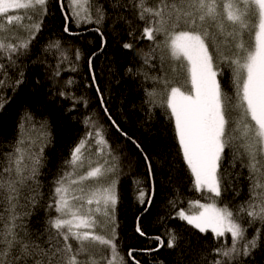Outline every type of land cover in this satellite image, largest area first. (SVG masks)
<instances>
[{
	"label": "snow or ice",
	"instance_id": "6c2138e0",
	"mask_svg": "<svg viewBox=\"0 0 264 264\" xmlns=\"http://www.w3.org/2000/svg\"><path fill=\"white\" fill-rule=\"evenodd\" d=\"M48 3L49 0H0V54H6L10 67L17 66L14 56L18 58L28 53L48 15ZM132 3L137 18L147 26L140 37H136V29L129 31L128 36L151 42L149 54L155 59L159 53L162 73L152 77L144 73L146 80L159 85L145 92L149 98L145 101L150 105L149 119L151 109L165 110L166 118L174 122L175 139L194 177L195 191L212 201H189V209L195 205L201 210L188 214L181 207L173 218L186 221L200 233L210 230L214 239L230 234V247L222 245L212 250L219 257L213 264H246L244 258H250L264 240V0H158L155 6H149L148 0H132ZM121 6V0L112 4L113 8ZM61 8L63 10V5ZM69 8L70 15L64 16V33L80 35L71 31L72 23L78 27L95 23L94 31L100 33L102 41L105 39L100 29L107 15L103 5L96 7L95 16L91 0H69ZM10 10L30 11L25 15H11ZM24 19L29 23H23ZM127 23L131 25V21ZM253 29L254 35H251ZM21 32L27 35H20ZM246 33L250 36L247 42ZM160 36L164 39H159ZM60 45L61 41L55 40L48 47L59 48ZM123 48L132 50L134 44L126 42ZM233 48L235 51L229 56L227 52ZM80 56L77 49L76 59ZM170 60L173 76H169L167 67ZM144 63L149 61L145 59ZM222 65L232 69L230 83L235 89L234 95L226 91L222 80L218 79L224 76ZM88 66L90 70L93 68L92 57L88 58ZM156 67L152 65L153 70ZM0 69H4L3 64ZM127 73L133 74V69L129 67ZM4 74L7 76V71ZM19 75L21 78L15 81L17 86L23 83L24 72ZM54 75H60L59 68ZM177 80L181 83H176ZM4 83L0 80V85ZM73 83L70 79L65 85ZM92 83L96 84L95 74ZM188 85L190 89L185 91ZM96 92L105 115L117 131L127 137L112 120L98 86ZM60 95L73 101L69 111L80 101L88 107L84 97L65 91ZM236 112L238 118L233 117ZM32 120V115L26 113L23 121ZM83 122L85 134L72 148L70 158L64 161L67 170L53 181L54 188L44 208L47 219L43 233L34 234L25 218L33 214L32 209L42 206L38 177L46 144L39 141L50 134L40 131L36 139L29 138L27 146L23 137L18 138L13 151L5 154L0 166V264H105V261L106 264H125L123 257L118 258L116 229L112 227L119 198L117 179L113 178L117 166L109 157L112 161L118 158L112 155L103 125L91 114L85 116ZM40 128L43 130L46 125L42 122ZM132 142L143 153L148 180L152 181V194L141 187L137 199L141 204L151 205L155 195L153 164L140 144ZM226 150L231 152L230 168L235 169L239 163L240 168L248 170L249 198L238 205L225 203L220 207L218 202L229 188L236 191L234 184L226 186V181L231 179V174L225 175L223 169ZM237 175L239 178L242 173ZM133 183L140 185L147 181L138 178ZM168 204L176 209L179 197L170 199ZM257 223L260 227L255 228L249 239L247 232ZM109 228L111 236L102 234ZM136 231L149 240L158 241L157 248L145 249L146 253L163 246L160 236H146L139 223ZM167 232V246L177 247L182 237L174 229ZM43 235H47V240L41 243ZM105 249L111 250L110 259L102 255ZM134 251L128 252L133 259ZM134 264L140 262L134 260Z\"/></svg>",
	"mask_w": 264,
	"mask_h": 264
},
{
	"label": "trees",
	"instance_id": "16d2710c",
	"mask_svg": "<svg viewBox=\"0 0 264 264\" xmlns=\"http://www.w3.org/2000/svg\"><path fill=\"white\" fill-rule=\"evenodd\" d=\"M92 12L96 15V7L103 5L106 18L100 25L104 40H101L100 33L94 31L95 23L82 24L79 27L71 24V31L80 35H69L63 32L65 14L70 15L68 0H49L48 15L43 21V27L32 41L28 53L24 56L13 57L16 59V67H10L6 54H0V166L4 163L5 154L12 152L18 138L25 139V146L29 138L36 139L40 131L49 133L46 139L39 143L46 144L44 148V161L41 168L42 193L41 205L32 209L33 214L25 218L30 230L34 234L44 232L47 215L44 208L54 188L53 181L58 174L67 170L64 161L70 158L72 148L85 134L83 119L90 115L105 129V138L108 140L112 155L117 157L112 161L117 166V173L113 177L117 179L118 204L115 212V223L112 227L116 229V243L118 258L123 257L125 264H134V260L140 264H213L218 259L214 248L231 246L230 234L225 237L214 239L210 230L200 233L199 230L188 225L186 221L173 218L175 212L184 208L186 212L194 211L189 209V201L208 202L201 194L194 189V177L183 160L175 139L174 122L166 118L165 110L151 109L145 103L149 98L146 90H151L155 85L151 79H145L144 73L149 77L162 75L159 71V53L156 58L149 54L152 47L151 42L141 39H130L128 32L136 29V37H140L145 22L137 18L136 9L132 0H121V7L113 8L115 0H91ZM158 0H148L149 6H155ZM63 5V10L61 8ZM123 5H127L126 7ZM30 10H10L11 15H25ZM121 17L122 19H118ZM131 21V25L127 23ZM23 23L29 21L24 19ZM26 36L27 33L21 32ZM251 35H254V29ZM163 40L164 37L160 36ZM250 36L245 34V41ZM60 40L59 48L48 47L50 42ZM130 42L134 44L132 50L123 48V44ZM103 45V46H102ZM79 49L81 56L76 59V50ZM235 49L227 52L232 56ZM96 53L93 57L92 54ZM93 59V68L88 66V58ZM147 59L148 64L144 61ZM170 60L167 67L169 76H173L170 68ZM185 64V62H183ZM157 67L153 70L152 65ZM186 66V64H185ZM131 67L133 74H128L127 69ZM59 68L60 75H54ZM75 68V71L72 69ZM224 76L218 77L222 80L226 91L234 95L235 89L230 83L232 69L222 65ZM7 71V76L4 72ZM24 72L23 83L19 86L15 81L20 79V72ZM139 73V74H137ZM96 76V84L92 83V76ZM74 81L72 85H65L68 80ZM183 79V77L181 78ZM176 83H181L177 80ZM102 91L106 106L109 109L112 120H115L123 132L127 133L128 139L117 131L112 121L105 115L100 105L96 87ZM14 89V90H13ZM190 89V85L184 90ZM61 91L72 94L76 97H84L88 100V107L85 108L83 101H80L75 108H72L73 101L60 95ZM26 113L33 117L31 122H24ZM239 113H233L238 118ZM75 118V119H74ZM46 128L41 130V123ZM24 127L21 128V124ZM33 124L35 127L33 128ZM235 125H233L234 127ZM140 144L144 153L150 157L155 177V195L149 205L147 202L141 204L137 197L141 187L148 189L151 195L152 181L148 180L147 166L143 153L137 149ZM39 144L36 150H38ZM231 152L226 150L223 169L225 175L231 174V179L226 181L234 184L236 191H229L223 195V204L238 205L249 198L248 170L240 168L239 163L235 169L229 167ZM242 173L239 176L237 174ZM143 178L146 184H134L133 181ZM179 197V206L173 209L168 201ZM147 209V211H146ZM53 215L55 213L53 212ZM164 217V219H161ZM139 218V220H138ZM139 223L146 236H160L164 244L158 251L146 253L145 249L157 248L158 241L149 240L141 236L137 231ZM260 227L257 223L247 232L250 239L255 228ZM174 229L182 238L178 246L170 249L167 246L169 234L167 230ZM102 234L111 236V229L102 231ZM47 240L43 235L41 241ZM129 250L134 251L133 257L128 256ZM110 249L102 253L107 258L111 255ZM100 259V256H97ZM246 264H264V240L261 246L253 251V255L244 258Z\"/></svg>",
	"mask_w": 264,
	"mask_h": 264
},
{
	"label": "rangeland",
	"instance_id": "374dc122",
	"mask_svg": "<svg viewBox=\"0 0 264 264\" xmlns=\"http://www.w3.org/2000/svg\"><path fill=\"white\" fill-rule=\"evenodd\" d=\"M68 2H69V0H68ZM185 62V64H186V61H184ZM93 158L95 159V157L93 156ZM102 162V161H101ZM200 203H208V202H200ZM193 208H194V211L193 212H191V213H188V214H197L201 209H199V207H197V206H193ZM104 231V230H103ZM111 256H112V254L108 257L109 259L111 258ZM105 264H106V261H105Z\"/></svg>",
	"mask_w": 264,
	"mask_h": 264
}]
</instances>
